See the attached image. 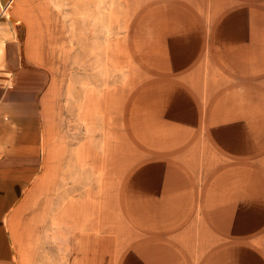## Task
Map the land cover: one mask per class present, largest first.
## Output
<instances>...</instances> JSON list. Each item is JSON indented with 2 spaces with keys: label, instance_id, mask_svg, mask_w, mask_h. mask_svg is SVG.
Segmentation results:
<instances>
[{
  "label": "crops",
  "instance_id": "1",
  "mask_svg": "<svg viewBox=\"0 0 264 264\" xmlns=\"http://www.w3.org/2000/svg\"><path fill=\"white\" fill-rule=\"evenodd\" d=\"M12 3L0 0V264H264V0H160L136 18L132 52L153 78L127 109L147 155L122 188L129 225L104 209V177L88 187L102 147L56 146L49 75ZM206 56L225 81L201 72Z\"/></svg>",
  "mask_w": 264,
  "mask_h": 264
},
{
  "label": "rangeland",
  "instance_id": "2",
  "mask_svg": "<svg viewBox=\"0 0 264 264\" xmlns=\"http://www.w3.org/2000/svg\"><path fill=\"white\" fill-rule=\"evenodd\" d=\"M158 1L13 0L6 12L34 62L48 72L41 105L46 124L55 121L60 126L56 146L91 140L102 147L97 152L105 169L102 174L101 169H89L87 176L93 181L88 187L95 190L104 177L103 187L111 188L115 198H107L112 192L107 191L103 207L110 212L114 202L115 221L124 225L129 223L120 200L123 185L147 158L129 134L127 109L133 96L153 78L133 55L131 31L140 13ZM201 69L226 79L211 56H206ZM224 81L216 92L226 86ZM199 136L202 147L207 146L206 130L201 129ZM111 181L114 185L106 184Z\"/></svg>",
  "mask_w": 264,
  "mask_h": 264
},
{
  "label": "bare ground",
  "instance_id": "3",
  "mask_svg": "<svg viewBox=\"0 0 264 264\" xmlns=\"http://www.w3.org/2000/svg\"><path fill=\"white\" fill-rule=\"evenodd\" d=\"M175 6H177V5H175ZM175 6H174V7H175ZM184 10H185V9H184ZM7 14H9V13H7ZM194 16H195V15H194ZM8 17H9V16H8ZM110 18H111V19H109L108 21L112 20L113 16L111 15ZM11 19H12V18H11ZM194 20H195V19H194ZM228 21H229V20H228ZM111 22H112V21H111ZM195 24H196V23H195ZM212 27H213V26H212ZM207 30H208V35H210V34H211V33H210V29L207 28ZM216 30H217V29H216ZM216 32H217V31H216ZM139 43H140V42H139ZM195 43H196V42H195ZM194 46H195V45H194ZM190 47H191V46H190ZM138 48H140V47H138ZM191 52H192V51H191ZM191 52H190V53H191ZM107 53H108V55H109V50H107ZM137 53H138V52H137ZM190 53H189V54H190ZM194 55H195V54H194ZM190 56H191V54H190ZM195 56H196V55H195ZM191 57H192V56H191ZM166 58H167V57H166ZM221 58H222V57H221ZM193 59H194V58H193ZM193 59H192V60H193ZM166 61H167V60H166ZM254 72H255V70H254ZM254 74H255V73H254ZM250 76H251V75H250ZM248 90H249V89H248ZM251 94H252V93H251ZM253 95H254V94H253ZM109 103L111 104L112 102L109 101ZM109 103H107V105H108ZM262 105H263V104H262ZM98 108H100V104H99ZM96 109H97V108H96ZM226 149H228V148H226ZM230 149H231V148H230ZM229 151H230V150H229ZM240 155H241V154H240ZM243 155H244V154H243ZM182 175H183V174H182ZM262 177H263V176H262ZM263 179H264V177H263ZM263 195H264V194H263ZM190 205H191V204H190ZM256 220H257V219H256Z\"/></svg>",
  "mask_w": 264,
  "mask_h": 264
}]
</instances>
